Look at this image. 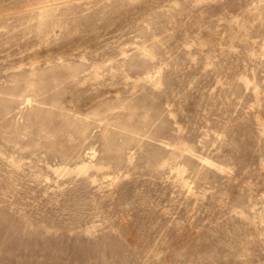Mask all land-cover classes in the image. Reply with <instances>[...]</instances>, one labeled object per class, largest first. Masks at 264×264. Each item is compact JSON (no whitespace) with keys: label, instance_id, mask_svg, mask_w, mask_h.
Segmentation results:
<instances>
[{"label":"rangeland","instance_id":"obj_1","mask_svg":"<svg viewBox=\"0 0 264 264\" xmlns=\"http://www.w3.org/2000/svg\"><path fill=\"white\" fill-rule=\"evenodd\" d=\"M0 264H264V0H0Z\"/></svg>","mask_w":264,"mask_h":264}]
</instances>
